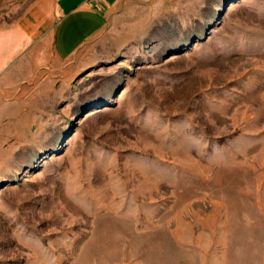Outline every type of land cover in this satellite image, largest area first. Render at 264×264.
<instances>
[{
  "label": "rangeland",
  "instance_id": "374dc122",
  "mask_svg": "<svg viewBox=\"0 0 264 264\" xmlns=\"http://www.w3.org/2000/svg\"><path fill=\"white\" fill-rule=\"evenodd\" d=\"M106 14L47 74L0 73V264H264V0Z\"/></svg>",
  "mask_w": 264,
  "mask_h": 264
},
{
  "label": "crops",
  "instance_id": "0c3cea01",
  "mask_svg": "<svg viewBox=\"0 0 264 264\" xmlns=\"http://www.w3.org/2000/svg\"><path fill=\"white\" fill-rule=\"evenodd\" d=\"M116 2H32L8 29H0V73H7L3 80L24 83L32 80L37 70L44 69L43 74L51 71L54 60L58 64L72 60L80 47L103 30L106 11ZM12 63L16 64L8 68Z\"/></svg>",
  "mask_w": 264,
  "mask_h": 264
},
{
  "label": "built area",
  "instance_id": "2783aa9c",
  "mask_svg": "<svg viewBox=\"0 0 264 264\" xmlns=\"http://www.w3.org/2000/svg\"><path fill=\"white\" fill-rule=\"evenodd\" d=\"M87 2H94V3H96V2H98V0H87Z\"/></svg>",
  "mask_w": 264,
  "mask_h": 264
}]
</instances>
